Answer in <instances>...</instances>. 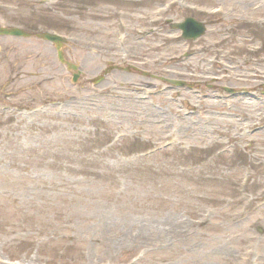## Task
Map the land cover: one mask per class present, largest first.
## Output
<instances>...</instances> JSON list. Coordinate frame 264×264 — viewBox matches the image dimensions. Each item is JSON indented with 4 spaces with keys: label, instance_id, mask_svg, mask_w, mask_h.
<instances>
[{
    "label": "rangeland",
    "instance_id": "374dc122",
    "mask_svg": "<svg viewBox=\"0 0 264 264\" xmlns=\"http://www.w3.org/2000/svg\"><path fill=\"white\" fill-rule=\"evenodd\" d=\"M0 26L81 72L0 36V264H264V0H0Z\"/></svg>",
    "mask_w": 264,
    "mask_h": 264
},
{
    "label": "water",
    "instance_id": "95a60500",
    "mask_svg": "<svg viewBox=\"0 0 264 264\" xmlns=\"http://www.w3.org/2000/svg\"><path fill=\"white\" fill-rule=\"evenodd\" d=\"M172 27H175L177 29H180L182 32V37L184 39H195L199 36H201L204 33L205 27L202 23L197 22L193 18H186L183 22L173 24ZM0 35H11V36H24L27 37L29 36L28 33L24 32L23 30L16 28V27H1L0 26ZM36 37L42 38L44 40L51 41L55 44L56 49H57V57L61 62H64L63 60V55L61 52V47L63 46V39L55 34H50V33H37ZM67 65L68 69L71 70H76V66L69 63L65 62ZM77 79V74L73 75L72 81H76ZM173 84H180V82H175L169 80Z\"/></svg>",
    "mask_w": 264,
    "mask_h": 264
},
{
    "label": "flooded vegetation",
    "instance_id": "af4514ba",
    "mask_svg": "<svg viewBox=\"0 0 264 264\" xmlns=\"http://www.w3.org/2000/svg\"><path fill=\"white\" fill-rule=\"evenodd\" d=\"M148 34H149V33H145V35H144V34H143V35H144V36H146V35H148ZM109 65H110V64H109ZM109 67H110V68H112V66H111V65H110Z\"/></svg>",
    "mask_w": 264,
    "mask_h": 264
}]
</instances>
